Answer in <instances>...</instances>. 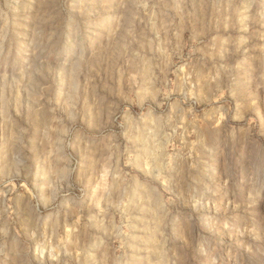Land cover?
Masks as SVG:
<instances>
[{"label":"rangeland","instance_id":"rangeland-1","mask_svg":"<svg viewBox=\"0 0 264 264\" xmlns=\"http://www.w3.org/2000/svg\"><path fill=\"white\" fill-rule=\"evenodd\" d=\"M0 264H264V0H0Z\"/></svg>","mask_w":264,"mask_h":264}]
</instances>
